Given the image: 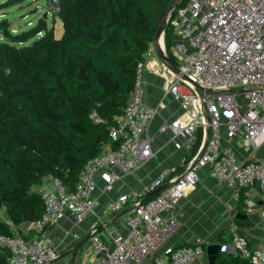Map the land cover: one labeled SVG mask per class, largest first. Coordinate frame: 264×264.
I'll use <instances>...</instances> for the list:
<instances>
[{
  "label": "built area",
  "instance_id": "2783aa9c",
  "mask_svg": "<svg viewBox=\"0 0 264 264\" xmlns=\"http://www.w3.org/2000/svg\"><path fill=\"white\" fill-rule=\"evenodd\" d=\"M167 22L169 58L177 72L162 63L150 45L137 62L122 113L109 127L114 145H105L86 160L72 188L52 175L35 186L43 210L31 222V235L0 233V247L10 251L4 264H45L55 258L59 250L46 230L65 214L74 225L92 218L88 239L95 254L84 264H190L206 253L203 237L161 248L178 226L176 202L195 189L204 167L236 199L242 190L257 187L260 201L251 194L243 200L244 211L252 214L258 208L264 231V156L256 155L264 146V0H186L170 12ZM147 69L161 78L163 92L179 106L178 115L161 124L158 132L170 131L177 149L179 138L191 149L199 138V145L179 167H170L168 186L156 195L142 200L154 190V184H148L103 203L118 181L153 156L144 130L165 104L143 102ZM90 117L103 121L95 109ZM128 204L125 229H116L108 219ZM229 226L231 239L220 243L221 251L238 254L248 264H264V244L250 245V227L234 221ZM62 237L71 244L80 234L65 227Z\"/></svg>",
  "mask_w": 264,
  "mask_h": 264
},
{
  "label": "trees",
  "instance_id": "16d2710c",
  "mask_svg": "<svg viewBox=\"0 0 264 264\" xmlns=\"http://www.w3.org/2000/svg\"><path fill=\"white\" fill-rule=\"evenodd\" d=\"M20 1L5 0L0 9ZM171 1L59 0L60 37L44 18L15 33L0 18V211L14 222L39 218L43 202L35 186L45 176L59 177L72 188L86 160L114 145L109 127L126 105L137 62ZM170 36L168 25L164 41L169 51ZM93 109L103 121H93ZM243 200L241 195L242 206ZM0 233H13L1 219ZM223 233L224 228L219 242L230 241ZM9 256L0 247V264ZM215 262L248 264L221 250Z\"/></svg>",
  "mask_w": 264,
  "mask_h": 264
},
{
  "label": "crops",
  "instance_id": "0c3cea01",
  "mask_svg": "<svg viewBox=\"0 0 264 264\" xmlns=\"http://www.w3.org/2000/svg\"><path fill=\"white\" fill-rule=\"evenodd\" d=\"M143 80V102L153 107H156L160 101H163L165 104L163 108L158 110L153 120L144 130V135L151 139L153 156L140 169L124 176L118 181L114 185L113 191L103 196V203L117 197L119 194L130 193L132 191L139 192L148 184H154V190L159 188L168 183L171 178L170 167H179L181 161L188 159L191 153H193V149L187 145L183 138L178 139L181 148L177 149L171 141L170 131L158 132L161 124L168 122L178 115V102L169 94L166 95L163 92L161 78L151 70L147 69L144 71ZM256 155L264 156V146L256 152ZM251 194L258 195L256 186L242 190L240 196L243 195L245 199L250 197ZM255 200L260 201L259 195L258 199ZM129 206L130 204L127 205L124 211L127 212ZM122 212L116 213L108 219L109 224L119 230L125 229L124 219L126 218V212L120 215ZM174 215L178 220V229L166 240L161 250L168 245L177 246L184 244L197 235L205 239L206 246L209 243H220L219 235L223 228L226 229V233L222 235L225 236L227 234L231 238L229 223L232 221L241 227L244 225L250 227L247 235L250 245L264 244V231L260 227L261 221L258 208L254 213L246 214L244 205H240L239 199L233 196L229 188L216 182L210 176L209 170L206 167L200 170L199 182L195 189L188 190L185 196L176 202ZM235 217L241 220H235ZM91 220L92 218H89L79 225H74L72 218L68 214H65L55 226L49 227L46 230V234L50 236L59 251L55 258L45 264H84L86 259L92 258L95 250L88 237L86 240L78 243L90 231ZM65 227L76 230L80 234V237L69 244L62 237V229ZM33 232L29 228L23 234L31 235ZM226 241L228 242L229 240ZM190 264H208L206 253L192 260Z\"/></svg>",
  "mask_w": 264,
  "mask_h": 264
},
{
  "label": "rangeland",
  "instance_id": "374dc122",
  "mask_svg": "<svg viewBox=\"0 0 264 264\" xmlns=\"http://www.w3.org/2000/svg\"><path fill=\"white\" fill-rule=\"evenodd\" d=\"M4 1L0 0V3ZM58 2L59 0H22L19 3L0 9V18L7 20L8 30L11 33L27 30L34 26L40 18H44L46 27L54 29L53 34L55 37H60L63 32V26L61 19L56 15L59 9ZM37 36H40V33ZM0 40H4V37L0 36ZM161 41V48L164 54L169 57L170 51L165 45L164 36L161 38ZM150 45L153 48L152 42ZM254 190L256 191L255 188ZM254 199H258V195ZM0 219L7 223L13 233L18 234L27 232L33 221L25 220L19 223L14 222L4 209L0 211Z\"/></svg>",
  "mask_w": 264,
  "mask_h": 264
},
{
  "label": "water",
  "instance_id": "95a60500",
  "mask_svg": "<svg viewBox=\"0 0 264 264\" xmlns=\"http://www.w3.org/2000/svg\"><path fill=\"white\" fill-rule=\"evenodd\" d=\"M182 0H172L170 4L162 11L158 26L156 28L153 40H152V45H153V50L157 58L160 59L162 63H164L168 68H170L173 72H177V67L175 64L172 62V60L164 54L162 48H161V38L164 36L165 30L168 27V22H167V17L170 14V12L177 7ZM168 186V183L160 186L159 188L153 190L149 194H147L142 200H145L149 198L152 195H155L165 189ZM126 211L122 212L120 215L124 214ZM244 217V216H243ZM91 234L89 231L81 240L78 241V243L84 241L87 239V237ZM218 250H221V245L220 243H209L206 246V257L208 264H216L215 258L217 256Z\"/></svg>",
  "mask_w": 264,
  "mask_h": 264
},
{
  "label": "bare ground",
  "instance_id": "6f19581e",
  "mask_svg": "<svg viewBox=\"0 0 264 264\" xmlns=\"http://www.w3.org/2000/svg\"><path fill=\"white\" fill-rule=\"evenodd\" d=\"M262 149V148H261ZM260 150V149H259ZM151 197V196H150ZM178 229V228H177ZM219 251V250H218Z\"/></svg>",
  "mask_w": 264,
  "mask_h": 264
}]
</instances>
